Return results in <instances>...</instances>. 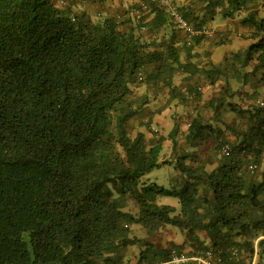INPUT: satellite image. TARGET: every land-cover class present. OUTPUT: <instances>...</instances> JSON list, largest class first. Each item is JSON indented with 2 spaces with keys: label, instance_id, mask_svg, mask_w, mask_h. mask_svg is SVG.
Wrapping results in <instances>:
<instances>
[{
  "label": "trees",
  "instance_id": "1",
  "mask_svg": "<svg viewBox=\"0 0 264 264\" xmlns=\"http://www.w3.org/2000/svg\"><path fill=\"white\" fill-rule=\"evenodd\" d=\"M173 1L0 0V264H264V0Z\"/></svg>",
  "mask_w": 264,
  "mask_h": 264
},
{
  "label": "rangeland",
  "instance_id": "2",
  "mask_svg": "<svg viewBox=\"0 0 264 264\" xmlns=\"http://www.w3.org/2000/svg\"><path fill=\"white\" fill-rule=\"evenodd\" d=\"M60 2V1H59ZM125 3H127V5L131 6L133 5L132 3H130L128 0H124ZM132 2V1H131ZM121 0H107L105 7L108 8V10H110L112 13H116L117 10L121 7L120 5ZM135 4V3H134ZM93 12L100 10L101 9V5L99 4H93V3H89L88 6ZM232 39L234 40V46H241V45H245V41L243 39H241V37L237 36L236 34L231 36ZM225 51V49L220 50V54H223V52ZM221 58V56H218L217 59ZM139 88L141 90H143L145 87L139 85ZM247 88L250 91H255L256 86H252V85H248ZM140 90V91H141ZM262 94L261 96H264V89L261 90ZM165 94V93H164ZM157 105H162L161 102L158 101ZM177 113L176 115H181L182 116V123H183V129H187L188 126V115H189V111L183 106H176L174 108H167L166 110H164L162 113H159L158 115L155 116V122L156 124H159L158 128L160 130V132H162L163 134L167 135L171 129H173L174 126V118H173V113ZM133 124L131 125V132L136 133L138 130H144L147 132V134L149 136H151L152 132H149L148 130H145V127H142V125L139 124L138 120L133 121ZM234 138L231 135V139ZM169 144L171 145V142H167V145L169 146ZM209 144L210 147H214V143L210 142ZM210 147L208 145L206 146H202V148L199 147L198 150V154H199V158H198V162L201 163V161L203 160H209L210 162H213L215 160V158L210 154ZM171 151V150H170ZM201 158V159H200ZM200 159V160H199ZM174 166L171 164L162 166L161 168H157L155 170H153L151 173H149L147 175V178L149 181H156L159 182L167 187H169L171 185L172 182V176L174 174ZM162 203H167V204H172V205H176V206H180L179 204V199L175 196H163L160 200ZM129 208L134 207V204L132 202H128L127 203ZM135 231L137 234L139 235H143L141 230L139 229V227L135 228ZM164 243L168 244L169 241L172 240H176V242H180L179 240V236L174 233V230L172 231H167L164 234ZM182 237L180 236V239Z\"/></svg>",
  "mask_w": 264,
  "mask_h": 264
},
{
  "label": "built area",
  "instance_id": "3",
  "mask_svg": "<svg viewBox=\"0 0 264 264\" xmlns=\"http://www.w3.org/2000/svg\"><path fill=\"white\" fill-rule=\"evenodd\" d=\"M160 1L168 7V10L170 14L172 15L179 30H182L188 33L190 38H192L194 35L198 33V31H196L191 25V23H189V21L185 18V16L183 15V13L180 11V9L178 8V6L175 4L173 0H160ZM142 5L144 8L147 7V5L144 3ZM136 13L139 15L138 18L140 19L141 11L137 10ZM223 153L226 155H230L231 146L228 144L225 145L223 147ZM250 169L251 171H256L257 165L251 164ZM215 259L216 258H215L214 253L212 251H207L205 253H199L193 256H188L186 254H183V255L176 254L173 262L180 263V262L193 261L195 264H218Z\"/></svg>",
  "mask_w": 264,
  "mask_h": 264
},
{
  "label": "crops",
  "instance_id": "4",
  "mask_svg": "<svg viewBox=\"0 0 264 264\" xmlns=\"http://www.w3.org/2000/svg\"><path fill=\"white\" fill-rule=\"evenodd\" d=\"M130 3H135V2H139V1H142V0H128ZM132 1V2H131ZM182 1H185V2H190V0H182ZM252 264H257V258H255L253 260V263Z\"/></svg>",
  "mask_w": 264,
  "mask_h": 264
}]
</instances>
